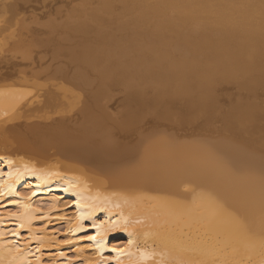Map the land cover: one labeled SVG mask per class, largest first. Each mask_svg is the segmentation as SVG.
Returning <instances> with one entry per match:
<instances>
[{
	"label": "bare ground",
	"instance_id": "obj_1",
	"mask_svg": "<svg viewBox=\"0 0 264 264\" xmlns=\"http://www.w3.org/2000/svg\"><path fill=\"white\" fill-rule=\"evenodd\" d=\"M38 1L0 0V264H264V171L182 148L264 150V0H78L65 39ZM49 60L81 78L18 80Z\"/></svg>",
	"mask_w": 264,
	"mask_h": 264
},
{
	"label": "rangeland",
	"instance_id": "obj_2",
	"mask_svg": "<svg viewBox=\"0 0 264 264\" xmlns=\"http://www.w3.org/2000/svg\"><path fill=\"white\" fill-rule=\"evenodd\" d=\"M77 2H78V0H57L56 3L52 2V0H39L37 2V4H35V3H32L31 5L29 4V7H28L27 11L30 14H32V15L34 13H41V12L45 11L47 13L46 18H52V20H53L52 23L55 24V25H59V27L61 28V30L57 33V37L56 38L65 39L66 36H67V33L63 32V30L67 29L66 28V22L69 20L68 16L71 15L70 13H72L77 18V21H80L79 12L78 11H74L75 6L77 5ZM52 6H54L55 9L51 10L50 8ZM82 6H83V8L80 7V9L85 13L86 12L85 6L83 4H82ZM83 17H84V15H83ZM72 25H73V23H72ZM39 27H41V26H38V28ZM49 32H50L49 30H46V35L49 36V34H48ZM75 39H78L77 36H75ZM74 45L78 46V43L76 42V44H74V42H73V43L69 44L70 47H73ZM61 66H62V64H61ZM45 68H46V70H45L43 76H38L37 75V69H34V70H31L29 73H27L25 77H21L18 80H21V79L24 80L25 79L27 81V86L30 87V88H34V87H37L36 86L37 83L45 82L47 80H51V79H53L54 77H57V76L68 77V78L72 77L73 79H76L77 81H78V79L81 78L80 74L78 73L77 67H71L70 66V67L59 68L58 70H56V69H54L52 67V64H51V62L49 60V61H47V64H45ZM121 79H123V78H120V80ZM117 82L115 81L113 83V86L117 83L118 84L117 86H119L117 88H119V89L118 90L114 89V87L116 88V86L113 87L112 85H110V87H107V88H108V90L110 89L109 91H111V92H109L110 94L107 93L108 90L106 89V92H105L106 95L107 94L108 95H122V94L125 93L124 91H126V87H125V84H123L124 82H122V85H124V89L122 88L123 87L122 85H121V88H120L119 84H121L120 83L121 81H119V79H118ZM68 89L69 88L58 89V90H56V92H55L56 94H54V95H68L67 94L68 93ZM121 89H123V90H121ZM121 91L123 93H120ZM118 92L120 94H118ZM262 98L264 99V97H262ZM262 121L264 122V119H262ZM224 138H226V137H219V139H218L219 143H220V146L218 148L219 151L215 149L214 151H206V152L203 153V152H199L195 148L192 149V151H191V148H193V146H191V145H190L191 148L189 146V148H187V149H185L187 147V145L185 146V145H183L181 143H180V145L185 146V147H182V146L181 147L185 151L188 152L190 159L192 157L194 158L192 160V161L195 160L194 162H197L199 160L198 158L201 159V155L204 156L206 154L205 157H206V160L208 159L209 163L210 162L213 163L214 161L216 162V160H217V162L216 163L214 162L213 164H218V161H220V163L225 162L226 164H228L229 168H230V166H231V168H233V167H243V168L251 167V168H255L257 170L264 171V150L263 149H261V148H259L260 150L259 149L258 150L252 149V147H247V146H245L242 143H238L236 140H233L230 137H227L226 139H224ZM195 139L196 138H194V139H191V138L190 139L189 138H184L183 139V138H181V141L183 140L182 143L185 144V142H186V144H188V143L195 142L194 141ZM198 139L199 140L196 139V141H200L202 138H198ZM189 140L191 142H188ZM260 140L263 141L264 140V136H262L260 139H255L253 142H250V144H252L254 142H258ZM178 147L179 146H177L175 148L177 149ZM189 149H190V151H189ZM196 154H198V155H196ZM191 155H192V157H191ZM210 155H211V157H210ZM212 158H214V159H212ZM224 165H221V167L224 166ZM222 168L224 169V167H222ZM67 203H68L67 199H62L60 201V204L62 205V207H60V209H58L59 213H61V212H67L68 213V212L71 211L70 209H65ZM48 227L53 232L57 233V236H58V238L60 240L64 239V237H66L65 236L66 235L65 234V225L63 223L50 224V225H48Z\"/></svg>",
	"mask_w": 264,
	"mask_h": 264
}]
</instances>
